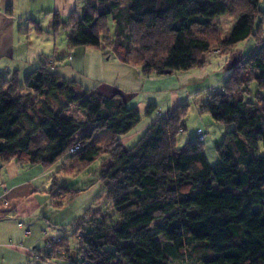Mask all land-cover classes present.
Masks as SVG:
<instances>
[{
    "label": "trees",
    "instance_id": "16d2710c",
    "mask_svg": "<svg viewBox=\"0 0 264 264\" xmlns=\"http://www.w3.org/2000/svg\"><path fill=\"white\" fill-rule=\"evenodd\" d=\"M262 1L97 0L81 16L73 10L67 23L55 12L53 28L69 30L72 49L105 47L146 77L167 76L203 68L205 56L218 47L232 48L252 38L258 45L264 37ZM11 9L6 12L12 17ZM223 16L236 21L224 41L214 31V21ZM259 43L253 55L231 68L234 73L222 92L202 106L203 114L232 127L217 147L215 166L199 140L177 147L188 104L157 117L126 149L120 141L140 125L141 111L120 93L103 97L64 81L49 61L23 79L19 72L0 74V164L49 171L62 162L57 175H74L102 159L110 208L88 210L76 226L81 264H183L187 256L195 259L191 264H264V39ZM73 106L84 112V122L63 116ZM157 109L149 105L146 118ZM88 126L91 130L77 140ZM76 147L81 149L74 154ZM59 190L67 203L78 196L67 187ZM62 248L67 256H56ZM46 249L30 257L70 264L65 239L59 245L46 241Z\"/></svg>",
    "mask_w": 264,
    "mask_h": 264
},
{
    "label": "rangeland",
    "instance_id": "374dc122",
    "mask_svg": "<svg viewBox=\"0 0 264 264\" xmlns=\"http://www.w3.org/2000/svg\"><path fill=\"white\" fill-rule=\"evenodd\" d=\"M97 0H0V7L6 9L11 6L12 16L16 27L15 46L18 48L17 54H22L21 60L16 61V67L13 71H19L22 79L28 73L41 67L43 64L50 63V68L58 74L64 81L77 83L84 90L95 91L100 95H113L120 93L123 99L130 106L136 107L141 111L142 122L129 137H125L120 143L126 148L134 147L139 139L145 134L156 117L167 115L169 109L179 105L188 104L189 109L186 118L185 131L177 137L178 149L183 148L190 141H197L198 131L203 132L204 150L208 162L211 166L217 165L219 157L217 147L223 142L227 132L232 127L216 123L209 115L202 113V106L211 95L222 92L225 81L233 74L232 67L243 63L249 56L253 55L264 37L257 40L252 38L244 43H240L232 48L214 49L205 56V65L203 68L190 72H176L169 76L150 75L144 76L139 67L122 64L115 53L105 47L101 49L94 48H70L68 45L69 30L63 27L54 30V13L59 12L60 19L67 23L69 15L76 10L81 16L84 7L89 4H95ZM128 3L124 2L123 6ZM6 6V8H5ZM260 11L264 14V0L260 5ZM109 29L111 42H115V25L113 17H109ZM260 20V19H259ZM214 31L219 35L220 40L224 41L230 35L236 21L230 16H223L214 21ZM243 65V64H241ZM236 68V67H235ZM14 73V72H11ZM207 78H200L203 74ZM4 77L7 72L1 73ZM204 76V77H205ZM252 92H257L255 84L251 86ZM78 95H81L80 88L75 89ZM253 100V98H248ZM149 105L157 106V114L148 119L145 111ZM57 108V105H54ZM161 113V114H160ZM64 117L74 118L77 121L84 122L86 116L77 106H73L63 113ZM91 130V126L86 127L77 135V140L83 138ZM79 152V151H77ZM75 152V153H77ZM102 159L97 160L90 169L83 173L66 175L61 170L62 162L54 167L50 180L53 182L52 209L48 205L46 208V195L41 194L42 210L31 218L19 220L23 229L15 228L11 225V231L17 230L14 236L7 237L5 242L0 241V245L8 244L15 247L24 246L31 253L33 248L36 251L47 250L46 238H52L59 242L65 239L68 242L70 250V264H81L82 249L79 241L74 238L75 228L86 219L88 210L105 211L110 208L107 201L105 187L101 180ZM71 169H67L70 172ZM57 178V184L54 185L53 178ZM26 175L25 178H28ZM59 187H67L78 196L71 202H66L65 197L59 198ZM54 195V196H53ZM47 215V216H46ZM46 218L50 223L46 222ZM30 227L31 236H26V231ZM88 227H86V230ZM45 233H48L45 235ZM81 238V235H78ZM55 245V243H54ZM32 249V250H31ZM39 249V250H38ZM56 256L66 257V250L62 248L56 253ZM187 256V255H186ZM188 258L183 264H191L195 259ZM197 258V257H196ZM40 257L37 254L36 260L28 257V264H44L39 262ZM57 264L56 262H53ZM52 263V264H53ZM61 263V262H60ZM15 264H19L18 259ZM180 264V263H174Z\"/></svg>",
    "mask_w": 264,
    "mask_h": 264
},
{
    "label": "crops",
    "instance_id": "0c3cea01",
    "mask_svg": "<svg viewBox=\"0 0 264 264\" xmlns=\"http://www.w3.org/2000/svg\"><path fill=\"white\" fill-rule=\"evenodd\" d=\"M15 34L16 27L13 16H9L6 9L0 7V74L3 70L9 74L8 76L13 74L11 72H19L13 71L17 68L16 61L21 60V56H23L20 53L18 55L16 52L18 51V48L15 46ZM201 75L200 78L202 79L208 77L205 76L204 73ZM104 96L108 97L109 95ZM175 106L176 105L169 110L174 109ZM156 119L157 117L152 120L151 124H153ZM52 170L53 169L42 171L39 168H29V166L19 167L15 163H10L6 166L0 164L1 242H5L7 237H10L13 234L15 236L17 230L11 231V225L15 228V225L17 224V227L23 229V225L19 223V220L31 218L36 213L41 212L42 205L41 201H39L41 198L43 199L41 194L46 195L47 206L45 207L48 208L49 205L51 206V211L53 210L52 200L49 197V192L53 186V182L50 180V176H52L54 171ZM26 175H29V177L25 178ZM54 210L52 212H54ZM46 222L50 223L48 218H46ZM30 227L31 226H28V230L25 234L26 236L23 238L25 240L27 237L31 236V231L29 230ZM47 234L48 233H45V235ZM50 239L52 238L47 237L45 240L48 241ZM33 250H36V248H33ZM28 257L31 258L30 252L25 249L24 246L15 247L12 244L0 245V264H15L17 259L19 264H28Z\"/></svg>",
    "mask_w": 264,
    "mask_h": 264
},
{
    "label": "built area",
    "instance_id": "2783aa9c",
    "mask_svg": "<svg viewBox=\"0 0 264 264\" xmlns=\"http://www.w3.org/2000/svg\"><path fill=\"white\" fill-rule=\"evenodd\" d=\"M197 134H198V137H199L198 139H199L200 141L204 139V137H203V132H202L201 130H199ZM80 149H81L80 147H76V148H74L71 152L75 154V152L80 151ZM20 227H21V226H20Z\"/></svg>",
    "mask_w": 264,
    "mask_h": 264
}]
</instances>
